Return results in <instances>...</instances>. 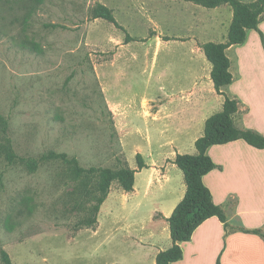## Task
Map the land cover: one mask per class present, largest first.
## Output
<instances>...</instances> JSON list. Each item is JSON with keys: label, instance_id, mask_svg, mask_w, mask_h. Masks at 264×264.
I'll list each match as a JSON object with an SVG mask.
<instances>
[{"label": "rangeland", "instance_id": "374dc122", "mask_svg": "<svg viewBox=\"0 0 264 264\" xmlns=\"http://www.w3.org/2000/svg\"><path fill=\"white\" fill-rule=\"evenodd\" d=\"M98 2L135 40L93 17ZM205 9L184 0H0V264L3 251L13 264H157L121 231L115 210L96 209L95 178H77L61 161L31 171L8 153L66 152L84 167L118 170L129 165V115L150 93L201 87L215 110L220 96L202 45L226 31L202 24L214 19ZM239 62L227 91L264 89V77L239 76ZM110 191L131 192L119 182Z\"/></svg>", "mask_w": 264, "mask_h": 264}, {"label": "crops", "instance_id": "0c3cea01", "mask_svg": "<svg viewBox=\"0 0 264 264\" xmlns=\"http://www.w3.org/2000/svg\"><path fill=\"white\" fill-rule=\"evenodd\" d=\"M205 10L214 19L202 24L226 31L222 40L226 41L234 17L232 7L223 4ZM259 28L264 33V18ZM251 36L256 42L248 53ZM256 48L259 57L252 54ZM227 53L233 74L235 60H240V77L255 81L264 77V46L258 30L250 29L246 42L230 46ZM232 84L225 87V92L240 100V109L234 115L236 125L264 135V89L253 83L252 88L231 94L227 89ZM217 94L220 99L214 110L213 96L204 88L159 90L149 94L146 107L134 109L129 115L133 138L130 144H123L129 166L136 170L134 189L127 194L110 192L102 209L115 210L119 223H123L121 231L138 239L155 257L173 245L168 219L187 191L185 174L174 161L179 153L198 152L196 141L204 135L207 119L223 108L225 97ZM139 153L147 164L142 169L137 164ZM208 154L217 167L204 175L203 181L215 203L224 208L231 231L227 234L218 216L208 218L191 240L181 242L184 257L172 264H217L218 260L221 264H264V239L236 228L242 223L264 231V149L238 139L212 145Z\"/></svg>", "mask_w": 264, "mask_h": 264}, {"label": "trees", "instance_id": "16d2710c", "mask_svg": "<svg viewBox=\"0 0 264 264\" xmlns=\"http://www.w3.org/2000/svg\"><path fill=\"white\" fill-rule=\"evenodd\" d=\"M207 7L216 8L223 4H229L234 12L233 21L229 28L226 41H207L202 48L207 59L212 63L211 78L216 91L225 97L222 110L212 114L206 121L205 133L197 139L196 154L179 153L175 163L185 174L187 191L184 198L179 202L173 214L168 219L171 229L173 245L161 250L156 256L157 264H172L184 257L181 242L191 240L194 231L208 218L218 216L225 224L227 234L231 231V225L224 208L216 204L212 191L203 181L204 175L217 167L208 154V148L215 144H225L238 139H244L250 145L264 149V135L254 129L240 128L235 123L234 115L240 109V100L231 97L225 92V87L234 82V74L231 71V59L227 49L232 45H240L246 42L248 31L256 29L261 34L264 46V33L259 24L264 18V0L245 2L243 0H184ZM94 18H103L112 22L118 28L126 31L125 27L118 22L111 8L98 2L94 7ZM135 40L126 31V42ZM10 162L17 159L26 163L31 171H36L40 164L45 161H61L68 165L77 178L88 176L97 180L98 191L101 195L97 199L96 209H100L111 192L114 182H119L123 190L132 191L135 184L136 170L129 165H124L118 170L105 166L84 167L76 156H70L66 152L50 151L40 158H25L18 156L13 148L8 153ZM138 168L147 166L143 156L137 155ZM246 233H255L264 239V231L259 228H248L243 225L236 227ZM3 259L6 264H13L8 252L3 251ZM217 264H221L218 260Z\"/></svg>", "mask_w": 264, "mask_h": 264}]
</instances>
